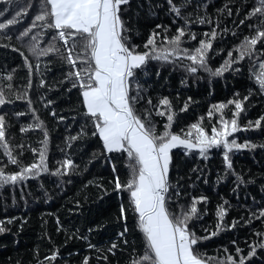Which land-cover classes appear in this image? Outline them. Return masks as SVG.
Segmentation results:
<instances>
[{"label": "snow or ice", "instance_id": "snow-or-ice-1", "mask_svg": "<svg viewBox=\"0 0 264 264\" xmlns=\"http://www.w3.org/2000/svg\"><path fill=\"white\" fill-rule=\"evenodd\" d=\"M190 2L191 0H182L181 3L166 0L167 10L174 16L173 23L177 20L182 23L175 28L171 36L168 35L169 26L155 24L143 43L144 50H140L141 45L133 42L135 28L131 19L125 18L132 7V0H36L38 8L31 18V23L18 30L16 36L33 57L38 59L55 54L62 63L68 65L69 70L64 74L62 82H67L70 90L78 91L85 124L76 135L65 137V147L71 149L72 142L91 135L98 141V151L93 152L89 163L100 155L111 164V178L108 180L111 187H106L103 182L95 179L88 180L84 187L88 185L95 187L100 193V198L109 192L121 198L116 218L124 223L122 230L116 234L117 239L110 241L107 246H101L91 243L86 236H79L76 233L69 235L67 230H64L65 243L73 238L87 241V248L101 254L97 259L104 264H109L108 254L115 256L118 249L124 252L129 250V241L126 237L129 231L126 222L129 212L140 234L142 247L138 251L133 242L129 252L132 258L126 260V264H213V260L215 264H264V200L259 205L254 203L255 210L248 209L247 218L243 216L240 218L244 225L251 226L253 221H259L261 224V228L253 229L252 235L256 239L247 243L246 252L236 245V241H232L236 245L234 254L228 253V249L225 248L223 257H207L206 253L199 250V242L215 236L221 230L227 208L217 206L218 222L215 231L207 232V229H204L207 235H197L190 222L200 218L197 205L201 202L206 203L208 197L191 196L190 202L182 204L180 185L173 184L170 179L173 149H181L185 156L195 154L203 160L209 158L211 150L222 149L224 175L218 176L217 183L222 182L228 175L235 177L234 183L237 187L255 183L253 178L245 179L235 171L231 156L234 151L264 148V143H253L248 139L238 142L236 138L230 137L241 128L245 131L248 129L264 131V114L255 121H248L246 125L238 123V116L244 110L243 101L249 100L254 92L264 96V0H251V6L246 5L247 10L243 13L244 18L239 19V24L244 25L248 22L251 34L245 35L235 46V56L233 50L229 49L227 57L215 68L208 60L210 50L213 49V39L217 36L216 27L203 34L204 38L198 41V46L191 49L182 47L185 37L188 40H196V34L189 31V25L213 23V18L206 12L200 14V9L207 7L206 3H197L193 12L183 11ZM4 4L5 6L0 9V30L6 35L11 30L10 26L18 25L19 20L28 15L29 10L35 5L34 0H4ZM216 11L217 26L220 14L227 13L229 16L233 14V8L227 4ZM235 12H241L239 4L236 5ZM193 15L195 21L192 19ZM157 29L160 31H156ZM235 34L233 31V35ZM157 37H160L162 43L157 44ZM45 40L47 43L41 46ZM15 50L23 57V65L27 69V84L23 92L17 90L12 93L13 86L10 81L13 74H3V78L9 83L4 85L8 92L0 88V105L11 104L13 102L11 95L17 100H25L33 122L21 125L20 133L36 129L42 132V139L38 141L39 147L30 146L32 162L24 164L20 159L24 154V145L9 143L6 135V118L0 114V149L7 157V162L18 167V170L7 171L6 166L0 164V189L21 186L20 199L23 200L25 181L39 179L42 173L63 177L75 171L77 166L74 160L65 154L63 160L57 161L59 166L49 168V132L36 114L27 91L31 88L33 75L39 74V64L37 63L34 69L28 55L21 49ZM245 58L249 59L250 64L255 62L258 65V68H249V79L258 87L249 89L248 94L242 99H230L227 104L220 102L212 105V110L207 112V116L212 118L213 110L220 113V116L218 125L211 127L210 134L200 121L189 124L186 132L183 129L180 133L171 130L177 111H186L192 97H187L178 110L174 108L168 96H161L156 104L152 103L151 97L145 99L146 89L140 81L148 74L150 61L180 63L193 81L201 79L199 72L203 71L207 73L211 84L213 78L221 77L229 70L238 73L240 68L235 65ZM155 74L160 75L158 68ZM188 76L181 80L182 85L188 82ZM39 84L43 86L45 81L40 79ZM238 95L239 93H234V96ZM41 99L43 100V97ZM141 102L147 107L138 111ZM46 104L51 105L52 101L47 100ZM227 105H234L231 119L225 118L222 112ZM153 113L159 117H166L160 131L157 130V122L153 120ZM50 114L56 117L55 110ZM15 115L21 117L25 113L16 112ZM58 119L62 121L65 118L59 116ZM89 124L90 133L87 130ZM115 153H119L124 159V167L127 170V179L124 181H121L117 166L112 163L113 157L109 155ZM192 171L199 169L194 168ZM102 179L100 178V181ZM261 191L264 192V185H261ZM44 195L47 197L46 191ZM125 195L127 207L123 202ZM12 203H17L15 197ZM79 203L80 201L76 200V204ZM170 205H174L178 210H172ZM26 219L15 216L0 219V233L11 231L5 225L16 222L18 228L22 229ZM239 222L234 218L232 224L227 227L234 228ZM56 225V231L60 232L62 225L59 217H56ZM91 231L92 229H89V232ZM44 235L47 236V232ZM48 239L51 241V237ZM59 255V247L55 245L43 259L39 256V249H36L35 264H55ZM80 264H90V255H84Z\"/></svg>", "mask_w": 264, "mask_h": 264}, {"label": "trees", "instance_id": "trees-1", "mask_svg": "<svg viewBox=\"0 0 264 264\" xmlns=\"http://www.w3.org/2000/svg\"><path fill=\"white\" fill-rule=\"evenodd\" d=\"M175 2L181 3L182 0H175ZM197 3H206L207 7L201 8L200 14L206 12L213 18V23L189 25V31L196 34V40H188L185 37L182 47L191 49L198 46V41L204 38L203 34L216 27L217 36L213 39V49L210 50L208 60L209 64L215 68L227 57L229 49L233 50L235 56V46L245 35L251 34L248 22L244 25L239 24V19L244 18L243 13L247 10L246 5L251 6V0H191L183 11L193 12ZM225 4L233 8V14L231 16L227 13L220 14V22L217 26L216 10ZM237 4L241 8L240 13L235 12ZM34 5V8L29 10V14L19 20L18 25L10 26L11 30L6 35L3 30H0V88L8 92L4 85L9 81L3 78V74L12 73L13 79L10 81L13 86L12 93L17 90L21 92L25 90L28 79L27 69L23 65V57L15 49H21L25 55H28L34 69L37 63L39 64V74L33 75L31 88H28L27 91L32 105L36 109V114L49 132V168L59 166L57 161L63 160L65 154L74 160L77 167L75 171L63 177L58 178L50 173H42L39 179L25 181L23 200L20 199L21 186L0 189V219L11 216L27 218L22 229L18 228V222H16L5 225L11 231L0 233V264H17V262L19 264H35V250L39 249V256L43 259L45 255H48L53 245L58 246L60 252L55 264H80L84 255H90V264H104L103 261L97 259L101 254L94 253L87 248V241L73 238L65 243L64 230H67L69 235L76 233L79 236H86L91 243L107 246L110 241L117 239V232L122 230L124 221H119L116 218L121 198L111 192L100 198V193L95 187L92 185L84 187L90 179L103 182L106 187H111L108 184V180L111 178V164L100 155H97L89 163L93 152L98 151L96 138L89 135L72 142L71 149L65 147V137L76 135L81 126L85 124L78 91L70 90L67 82H62L64 74L69 70L68 65L62 63L55 54L37 59L27 52L20 40L16 39L18 30H22L31 23V18L38 8L36 0H34ZM4 6V0H0V9ZM125 18L131 19L135 28L133 42L141 45L140 50H144L143 43L151 30L154 29L155 24L169 26L168 35L171 36L175 32V28L182 23L180 20L173 23L174 16L167 10L166 0H132V7L128 10ZM192 19L195 21V15ZM224 29L227 31H223ZM233 31H235V35H233ZM156 40L157 44L162 43L160 37H157ZM46 43L47 40L41 46ZM182 63L190 62L182 61ZM235 67L240 68L238 73L229 70L223 76L213 78L209 84L207 73L203 71L199 72V76L202 78L193 81V78L188 76L180 63L150 61L148 74L143 76L140 82L146 89L145 99L151 97L153 104H156L161 96H168L174 108L178 110L183 106L187 97H192V102L189 103L186 111H177L172 131L180 133L183 129L186 132L189 124L200 121L210 134L211 127L218 125L220 116V113H216L214 110L212 118L207 116V112L212 110V105L220 102L227 104L230 99H242L248 94L249 89L258 87L253 80L249 79V68H258L255 62L250 64L249 59L245 58ZM157 68L160 72L159 76L155 74ZM186 76H188V82L182 85L181 80ZM40 79L45 81L43 86L39 84ZM177 93H179L178 99ZM234 93H239V95L234 96ZM11 98L13 100L11 104L0 105V114L5 115L6 118V135L9 143L24 145V154L20 159L24 164H27L33 159L30 146L39 147L38 141L42 139V132L40 129H36L20 133L21 125L33 122L32 114L25 100H17L14 95H11ZM47 100H51L52 104L47 105ZM243 104L244 110L238 116V123L242 126L246 125L248 121H255L264 114V96L257 92H254L249 100L243 101ZM144 107L147 105L141 102L137 110L141 111ZM53 110L56 112V117L50 114ZM233 110L234 105H227L222 110L225 118L231 119ZM16 112H23L25 115L17 117ZM59 116H63L65 119L61 121L58 119ZM153 120L157 122V130H162L166 117H159L153 113ZM87 130L89 133L91 132L90 124L87 126ZM230 138H236L238 142L248 139L253 143L262 144L264 143V131L261 129L245 131L241 128ZM13 154L15 155L16 152L14 151ZM109 155L113 157L112 163L116 164L121 181L126 180L127 170L124 167V159L119 153ZM231 158L235 171L245 179L253 178L255 183L237 187L234 183L235 177L231 175L217 183L218 176L224 175L222 149L211 150L207 160L199 159L195 154L185 156L181 149H173L170 179L173 184L179 183L180 185V203L190 202L191 196L205 195L208 197L206 203L201 202L197 205L200 218L190 222V226L197 235L205 236L207 232L215 231L218 222L217 206L222 205L227 208L221 230L215 236H210L199 242V250L206 253L207 257H223L225 248L228 249V253L234 254L236 245L245 249L246 252L247 243L256 239L252 235L253 229L261 228L259 221H253L249 226L244 225L240 218L241 216L247 218L248 209L255 210L254 203L259 205L264 200V192L261 191V185H264V148L234 151ZM0 164L5 165L7 171L18 170L17 165L7 162V157L4 156L2 149H0ZM194 168L199 171H192ZM100 178H103L102 181ZM41 184L43 188H41ZM45 191L47 197L44 195ZM13 197L17 201L16 204L12 203ZM76 200L80 201L79 205L76 204ZM123 202L127 207L126 195ZM170 207L174 211L178 210L174 205H170ZM56 217H59L62 225L60 232L56 231ZM234 218L240 221L239 224L234 228H228L227 226L232 224ZM126 222L129 229L126 234L129 250L124 252L118 249L115 256L108 254L109 264H126V260L132 258L129 252L133 242L138 251L142 247L140 234L135 228L130 212ZM98 225L100 227H97ZM89 229L92 231L89 232ZM204 229H207V232ZM45 232H47V236L44 235ZM48 237H51V241ZM232 241H236V245ZM213 264H215V260H213Z\"/></svg>", "mask_w": 264, "mask_h": 264}]
</instances>
